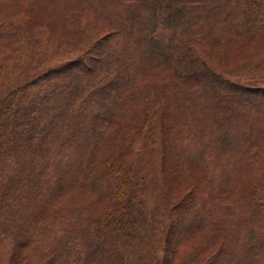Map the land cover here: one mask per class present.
Wrapping results in <instances>:
<instances>
[{
    "label": "trees",
    "instance_id": "1",
    "mask_svg": "<svg viewBox=\"0 0 264 264\" xmlns=\"http://www.w3.org/2000/svg\"><path fill=\"white\" fill-rule=\"evenodd\" d=\"M0 264H264V0H0Z\"/></svg>",
    "mask_w": 264,
    "mask_h": 264
},
{
    "label": "rangeland",
    "instance_id": "2",
    "mask_svg": "<svg viewBox=\"0 0 264 264\" xmlns=\"http://www.w3.org/2000/svg\"><path fill=\"white\" fill-rule=\"evenodd\" d=\"M249 116H250L251 120L254 121V118H255V117H254V110H253V109H250V110H249ZM259 121H260V120H259V118H258V124H259ZM152 239H153V240H156L155 237H152ZM156 245H157V244H155V246H156ZM148 252H149V250H148Z\"/></svg>",
    "mask_w": 264,
    "mask_h": 264
}]
</instances>
